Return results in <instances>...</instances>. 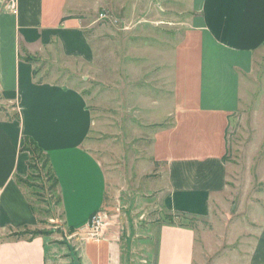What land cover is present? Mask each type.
Here are the masks:
<instances>
[{
    "label": "crops",
    "instance_id": "obj_1",
    "mask_svg": "<svg viewBox=\"0 0 264 264\" xmlns=\"http://www.w3.org/2000/svg\"><path fill=\"white\" fill-rule=\"evenodd\" d=\"M11 1L0 0V88L4 103L17 105L21 120H0V264H49L58 251L49 236H12L44 221L20 182L31 173L26 140H34L49 157L62 222L72 231H85L104 208L108 176L102 159L87 146L94 117L86 98L61 84L40 83L35 65L21 55L54 52L88 64L96 50L79 16L54 11L51 0H15L13 12ZM194 9L176 65V121L155 135L154 155L165 173L159 206L206 219L229 206L235 191L233 168L223 161L226 134L250 95L264 51V0H197ZM258 231L248 264H264V224ZM85 240L89 264L120 260L118 244L107 236ZM156 249L154 264H196L197 230L162 222Z\"/></svg>",
    "mask_w": 264,
    "mask_h": 264
},
{
    "label": "rangeland",
    "instance_id": "obj_2",
    "mask_svg": "<svg viewBox=\"0 0 264 264\" xmlns=\"http://www.w3.org/2000/svg\"><path fill=\"white\" fill-rule=\"evenodd\" d=\"M196 1L51 0L54 11L80 17L96 59L87 64L54 52L34 57L37 80L76 89L87 100L94 117L87 146L102 159L108 176L101 233L118 244L117 264L155 262L166 213L159 206L165 173L154 155L155 135L176 121V65L196 16ZM261 55L250 95L227 129L235 189L230 205L190 223L198 233L196 264H248L264 224V51ZM14 106L4 103L0 88V120L13 117L18 112ZM26 147L33 157L23 186L44 220L30 232L56 244L49 264H89L84 253L90 231L64 225L47 157L32 143Z\"/></svg>",
    "mask_w": 264,
    "mask_h": 264
},
{
    "label": "trees",
    "instance_id": "obj_3",
    "mask_svg": "<svg viewBox=\"0 0 264 264\" xmlns=\"http://www.w3.org/2000/svg\"><path fill=\"white\" fill-rule=\"evenodd\" d=\"M65 19H69V18H64V20ZM21 59L26 61V62L32 63L33 65H35L36 62H37V59L34 58V57H31L29 54H22L21 55ZM37 73H38V71L35 68L34 69V78L35 79H37ZM39 82L43 83L44 81L43 80H39ZM14 107H17V105H15ZM8 120H10V121H20L21 120V116H20L19 112H17L13 117L9 118ZM26 143H32L36 147V149L39 150L40 154L46 155L45 152L34 142V140L27 139ZM26 149L31 153V158H32L33 157L32 151H30L27 147H26ZM46 157H47V162L49 164L50 163L49 157L47 155H46ZM223 161L224 162L227 161V154H226V156H224ZM30 168H32L31 162H30ZM53 176H54V174H53ZM54 178H55V176H54ZM55 181H56V184H57L56 178H55ZM20 182L22 184L24 183L23 180H20ZM195 219H199V218H197L195 216H190V215H187V214H179V213L172 214V213L166 212L162 222L164 224H166V225H173V226H179V227H192V225L190 223H192V221L195 220ZM39 235H42V234L39 233V232L32 233L30 231H24V232H20V233H17V234H13L12 236L13 237H19V238H23V237L29 236L31 238H34V237L39 236Z\"/></svg>",
    "mask_w": 264,
    "mask_h": 264
},
{
    "label": "built area",
    "instance_id": "obj_4",
    "mask_svg": "<svg viewBox=\"0 0 264 264\" xmlns=\"http://www.w3.org/2000/svg\"><path fill=\"white\" fill-rule=\"evenodd\" d=\"M12 5L10 6L13 12H16L15 0L11 1ZM103 217L100 212L94 214L89 222V225L86 230L90 231V238L95 242H100L104 240L103 233H101L103 224Z\"/></svg>",
    "mask_w": 264,
    "mask_h": 264
}]
</instances>
